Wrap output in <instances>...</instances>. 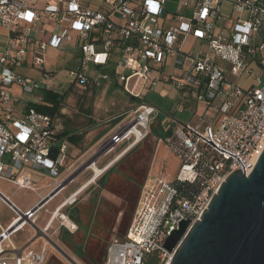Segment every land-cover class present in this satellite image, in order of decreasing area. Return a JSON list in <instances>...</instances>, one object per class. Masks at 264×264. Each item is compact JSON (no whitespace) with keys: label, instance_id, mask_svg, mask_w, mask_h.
I'll use <instances>...</instances> for the list:
<instances>
[{"label":"built area","instance_id":"obj_1","mask_svg":"<svg viewBox=\"0 0 264 264\" xmlns=\"http://www.w3.org/2000/svg\"><path fill=\"white\" fill-rule=\"evenodd\" d=\"M168 5L169 0H0L2 102L12 100L14 86L23 91L15 104L36 91H52L55 74L45 67L47 52L72 46L81 50L68 70L75 85L86 88L93 69L113 64L123 91L141 101L104 154L125 140L136 146L148 138L158 109L146 97L161 84L177 88L213 115V124H180L166 140L179 160L177 172L174 177L149 174L125 240L112 243L105 264H143L152 252L170 264L174 252L164 248L168 237L184 219L199 221L230 175L244 173L242 164L247 175L264 151V0H178L174 12ZM170 61L173 72L167 71ZM27 64L42 72L40 80L13 71ZM30 103L23 118L7 110L0 119V178L27 189L30 179L15 177L14 170L33 165L57 178L67 157L65 145L52 156L53 118L36 111L38 102ZM183 110V105L175 109ZM196 183L199 193L191 199L181 195L182 185ZM74 195L67 200L70 206L77 201ZM9 207L17 216L7 228L0 224V264H45L49 237L35 221L44 207L38 203L26 213ZM56 219L70 233L78 230L67 215ZM27 226L38 236L17 247L13 237ZM39 236L46 241L40 251L34 248Z\"/></svg>","mask_w":264,"mask_h":264},{"label":"rangeland","instance_id":"obj_2","mask_svg":"<svg viewBox=\"0 0 264 264\" xmlns=\"http://www.w3.org/2000/svg\"><path fill=\"white\" fill-rule=\"evenodd\" d=\"M177 0H169L168 9L170 12L176 10L175 2ZM1 44V42H0ZM47 66L50 70L55 72V89L59 93L68 91L71 84L69 80L68 70L75 65L76 58L80 55L78 50H63L60 54L47 52ZM14 72L20 74L24 79L40 80L42 74L36 69H29L27 67H18L13 69ZM1 73V68H0ZM16 90V87H13ZM111 94L108 98L109 103L117 100V94ZM123 95V94H122ZM23 103L16 104L15 111L21 112L24 107ZM1 105V104H0ZM178 105H182L180 101L175 102L174 111ZM2 114L0 108V116ZM133 113L128 118L130 119ZM190 118V114H178L176 117V124H184L183 122ZM160 121L157 119L153 128L158 132L155 135L154 130L140 145L129 151L122 159L116 161L106 173H104L97 181L90 185L78 198L75 204L68 206L62 213L67 215L71 221L75 222L73 218L78 221L75 222L78 230L74 233V240L82 246L84 258H79L69 248V245L61 238L62 228L61 220L56 219L51 230L46 233L49 239L59 245L72 259L79 264H103L108 255V250L112 243L124 241L129 226L132 222L135 209L137 207L138 199L140 198L141 188L144 186L149 174H159L165 177H174L179 166V160L171 152L165 140V133L162 131ZM171 127V126H170ZM178 127V126H177ZM173 129H176L173 127ZM105 126L97 128V132L92 137V143L100 140L105 136ZM116 135V134H115ZM114 135V136H115ZM98 147L85 160L80 161L76 168L69 173L68 178L76 175L80 170L82 172L70 182L66 188L68 190L51 206H46L38 214L42 219L36 220V225L43 227L45 220L49 213L54 208L55 204L60 200L68 197L78 187L92 180L95 173L83 167H88L90 161L98 164L100 169H103L102 161L117 156L113 154L104 159H99L105 151L110 147V139L102 138ZM105 155V154H104ZM103 155V156H104ZM100 161V162H99ZM84 169V170H83ZM111 171V172H109ZM107 175L106 179L100 184V180ZM0 191L11 198V200L26 211L38 200V194L31 190L18 189L13 184L0 179ZM41 192H39L40 194ZM15 218V214L0 200V224L3 228H7L11 221ZM37 219V218H36ZM39 219V218H38ZM64 233V232H63ZM37 231L31 228H26L16 236L13 237V242L17 247H21L36 235ZM39 238H43L42 236ZM38 238V239H39ZM48 239V242H49ZM43 247L41 239L34 245L35 249ZM45 264H72L66 259L58 250H56L51 243L47 247V259Z\"/></svg>","mask_w":264,"mask_h":264},{"label":"crops","instance_id":"obj_3","mask_svg":"<svg viewBox=\"0 0 264 264\" xmlns=\"http://www.w3.org/2000/svg\"><path fill=\"white\" fill-rule=\"evenodd\" d=\"M177 1L175 2V4L177 3ZM4 36H5L4 33H0V42H1L0 51L4 48V44H5V39L3 38ZM189 41L191 42V44L194 43L192 37L189 38ZM63 50L80 51V55L75 60V64H76V62L79 60L81 56V50L77 48L71 46L68 49H62V50L50 49L49 53L53 52L55 53V55H57L60 54V52H62ZM30 61L31 60L29 59V62ZM173 65H174L173 61H170L167 66V71L173 72L174 70V68H172ZM25 67L29 69H34L30 64L25 65ZM46 69L48 71L53 72L48 67H46ZM93 70L94 71L90 77V83L86 88H81L80 86H77L72 81H70L71 84L68 88V91L64 93L57 92L55 87L52 91H44V90H41L40 92L36 91L31 95V97H27L28 99L26 101L22 102L23 103L22 106L24 107V109L21 112L14 110V107L16 105L14 103V99L21 97L23 92L21 87L14 86V88L16 87L18 92H16V90H13L11 101L4 103L0 100V104H1L0 108L2 111L0 119H4L5 116L7 115V110H12L13 115L16 118H23L31 104L30 102H38V105L47 106V107L54 106L44 101V95H42L44 94V92H52L53 94L59 96L61 99L59 105L56 108H54L55 111H54V115L52 116L55 132H56L55 141L53 142L52 156L55 157L58 154L60 148L63 145L66 146L67 157L63 166L60 168L59 176L57 178H53L47 173L45 168L34 167L33 165H27L24 166L22 170H14V172H15V177H20V176L28 177L32 184L31 189L21 188L15 181H10L7 178H0L1 180H5L13 184L18 189L31 190L37 193L38 200L34 204V206H36L48 195H50V193L57 187V185L61 181L67 179L69 173L76 168V165L80 161H85L91 155V153L96 149V147H98L99 143L103 141L101 140L102 138L104 139L113 138L114 135L119 131V129L129 121L128 116L131 113H133V111L138 107L139 104H141L140 100L131 97L130 95H128L126 92L123 91L121 83L119 82L118 78L114 75L113 64L107 68L93 69ZM38 71L42 74L40 70ZM53 73L55 74V72ZM103 74L108 75V79L105 80L100 79L101 78L100 75ZM119 90H121V92L120 94L119 93L117 94L118 99L113 100L109 103L108 98H110V95L111 94L114 95ZM178 101L182 103L184 107L183 111H174L173 109L174 104L175 102ZM146 103L158 109V114L156 115V118L160 114L164 116L163 124H166L167 128H170V126L172 128L173 127L177 128L178 125L172 126L176 124L175 119L177 115L185 114V113L190 114V118L186 119L183 122L184 123L183 125L190 123L192 125H197L204 128L214 123L213 115L207 116L205 114L206 109L204 105L196 103V101L191 97L189 98L186 95L184 96V93L179 91L177 88L171 86L170 84H166V83L161 84L156 92L148 94L146 97ZM103 126H105L106 128L105 136H103L100 140L96 141L95 143H92L91 140L93 135L97 132V128ZM136 146H132V141L125 140L119 143L118 146L116 145V147H114L115 150L113 149L114 151L105 154L104 157L102 156L101 159H104L113 154H117L119 151L123 150L117 156L115 157L113 156L110 159L102 161L103 162L102 164H104L103 169H106L104 173H106L109 169H111L112 166L109 169L107 168L112 164L114 160L116 163V160L119 156L122 155V157L120 158L122 159L129 151L134 149ZM5 163L9 166H12L13 163L10 156L5 157ZM95 165L99 168L98 164ZM92 172L95 173V171ZM82 186L78 187V189H76L68 197L56 203L54 208H52V211L49 213V217L47 216V219L45 220L46 221L45 225L43 227L37 225L38 228L43 231L51 230L55 221H57L56 219L55 220L53 219L54 211L60 209L62 205L66 204L69 197L74 195ZM67 190L68 187L67 188L65 187L62 191H59V193L53 198L54 200L52 199L50 203L46 206H51L52 204H54ZM39 192L41 193L39 194ZM0 193L2 195V198H0V200H2V202L11 211L12 209L9 207V204H13L16 208H18V206L11 200L10 197L3 194V192L1 191ZM64 206L65 207L61 210V213L70 205H64ZM30 208L32 209L33 206H31ZM30 208L27 209L26 211H23L21 208L18 209L23 213H26L27 211L30 210ZM13 213L15 214V218H16L17 216L16 213L15 212ZM38 214L36 216L37 218L36 220L40 221L42 217H39ZM48 226H51V228L47 229ZM26 228H30V227L27 226ZM41 241L43 242V244L46 243V241L43 238H41ZM27 243H25V245ZM40 248L39 250L38 249L37 250L40 251L41 250Z\"/></svg>","mask_w":264,"mask_h":264},{"label":"water","instance_id":"obj_4","mask_svg":"<svg viewBox=\"0 0 264 264\" xmlns=\"http://www.w3.org/2000/svg\"><path fill=\"white\" fill-rule=\"evenodd\" d=\"M242 166L244 173L238 170L230 175L199 221L192 224L184 219L180 229L168 237L164 248L174 252L170 264H264V151L247 175ZM81 172L57 187L39 203V208ZM49 241L74 263L58 244Z\"/></svg>","mask_w":264,"mask_h":264},{"label":"trees","instance_id":"obj_5","mask_svg":"<svg viewBox=\"0 0 264 264\" xmlns=\"http://www.w3.org/2000/svg\"><path fill=\"white\" fill-rule=\"evenodd\" d=\"M44 101L48 102L54 106L52 107H47V106H42V105H35L34 108L36 109L37 112L41 113V114H45L48 116H53L54 115V111L59 103L61 102V99L59 96L53 94L52 92H44ZM160 121V125L162 131L165 133V140L168 139L169 137H171L173 135V131H175L172 127L167 128L166 124H163V120H164V116L163 115H159L152 123V131L154 130V133L156 136H158V132L155 128H153V124L156 120ZM107 175H105L101 180L102 183L103 181L106 179ZM200 185L198 183L196 184H184L180 187V191H181V195H183V197L189 198L191 199L193 197V195H196L197 193H199L200 191ZM90 187V186H89ZM88 187V188H89ZM75 222L78 223V221L76 220V218H73ZM79 224V223H78ZM63 232L61 233V238L64 239V242H66L67 245H69V248L76 254L77 257L79 258H84V253L82 250V246L81 244L79 245L78 242H76L74 240V233H70L69 231H67L66 229L62 230ZM107 260V256L105 258ZM144 263L143 264H163L164 263V257L160 252H152L150 254H148L146 256V258H144ZM106 260L103 264L106 263Z\"/></svg>","mask_w":264,"mask_h":264},{"label":"bare ground","instance_id":"obj_6","mask_svg":"<svg viewBox=\"0 0 264 264\" xmlns=\"http://www.w3.org/2000/svg\"><path fill=\"white\" fill-rule=\"evenodd\" d=\"M118 146V145H117ZM115 150V149H114ZM113 150V151H114ZM110 153V152H109ZM109 155V154H108ZM104 157V156H103ZM122 157V155L121 156H119L118 158H117V160L116 161H118L120 158ZM99 158V157H98ZM100 162V161H99ZM114 163H115V160L112 162V164L114 165ZM112 164L110 165V166H108V168L107 169H109L111 166H112ZM87 169H90V170H92V171H95V175H94V177L92 178V180H90V181H88L87 183H85L76 193H75V195H74V198L76 197V198H78L91 184H93L95 181H97L103 174H104V172H105V170L106 169H100V168H98L95 164H94V162H92L89 166H88V168ZM87 184V185H86ZM64 192V191H63ZM2 196V195H1ZM54 200V199H53ZM50 203V202H49ZM48 203V204H49ZM68 203L69 202H66V204H64V205H68ZM47 204V205H48ZM64 205H62L61 206V208L60 209H58V210H56V211H54V217H53V219L55 220L56 219V216H58L60 213H61V210L65 207ZM44 208H45V206H44ZM52 219V220H53ZM52 222V221H51ZM49 228H51V226H48V228L47 229H49ZM46 231V230H45ZM45 231H43V232H45ZM47 231H50V230H47ZM48 233V232H47Z\"/></svg>","mask_w":264,"mask_h":264},{"label":"flooded vegetation","instance_id":"obj_7","mask_svg":"<svg viewBox=\"0 0 264 264\" xmlns=\"http://www.w3.org/2000/svg\"><path fill=\"white\" fill-rule=\"evenodd\" d=\"M109 172H111V171H109ZM99 182H100V184H102V180H100ZM142 188H143V187H142ZM141 190H142V189H141ZM140 194H141V192H140ZM138 200H139V199H138ZM137 203H138V202H137Z\"/></svg>","mask_w":264,"mask_h":264}]
</instances>
